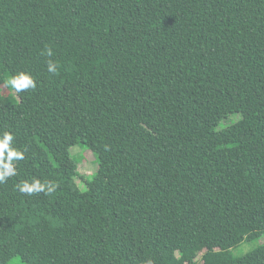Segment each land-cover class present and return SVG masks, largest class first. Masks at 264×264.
<instances>
[{"label": "trees", "instance_id": "obj_1", "mask_svg": "<svg viewBox=\"0 0 264 264\" xmlns=\"http://www.w3.org/2000/svg\"><path fill=\"white\" fill-rule=\"evenodd\" d=\"M19 72L36 87L11 102ZM4 132L24 159L0 184V264H132L127 229L149 264L264 238V0H0ZM33 179L55 190L15 189ZM208 264H264V242Z\"/></svg>", "mask_w": 264, "mask_h": 264}, {"label": "rangeland", "instance_id": "obj_2", "mask_svg": "<svg viewBox=\"0 0 264 264\" xmlns=\"http://www.w3.org/2000/svg\"><path fill=\"white\" fill-rule=\"evenodd\" d=\"M9 79L7 76L4 77L5 81ZM3 94L7 95L10 101H13L11 96V92L9 91V87L5 86V89L2 90ZM226 122H222L220 126L224 125ZM71 155L74 157L78 171L83 176L92 175L97 168L95 157L93 154L87 150L83 149L80 145H76L70 149ZM75 184V183H74ZM71 189H73L81 202L90 205L91 207H95V200L92 196H90L86 192V187L83 183H79L78 185H70ZM247 216H252L250 212L247 213ZM261 229L259 227L255 228V230ZM264 235V234H263ZM246 238L241 239L237 244L228 245L223 244L221 248L215 250L212 254L209 253H201L198 255L190 264H208L213 260H221L225 258L227 252H231L234 256H242L246 253L253 250L257 245L264 242V238L260 240L246 241ZM124 251L127 257L130 259L132 264H149L148 258L144 256V254H140L137 250L136 244L138 240L137 234L131 229H127L125 231L124 240ZM126 243V246H125ZM173 256L176 258L175 264H188V258L181 255L180 252H174ZM8 264H22L18 257H14Z\"/></svg>", "mask_w": 264, "mask_h": 264}, {"label": "clouds", "instance_id": "obj_3", "mask_svg": "<svg viewBox=\"0 0 264 264\" xmlns=\"http://www.w3.org/2000/svg\"><path fill=\"white\" fill-rule=\"evenodd\" d=\"M47 56L53 55L52 50L46 49ZM57 70L56 64L51 60L48 61L47 71L55 73ZM5 86L11 88L16 93L26 92L29 89H35L36 81L34 78L25 72H19L5 81ZM14 136L9 132H4L0 135V184L5 183L10 177L17 174L15 163L24 159V152L13 146ZM15 189L22 194L31 196L44 192L50 194L55 190V186L45 182L41 183L38 179H33L31 182L24 180L15 185Z\"/></svg>", "mask_w": 264, "mask_h": 264}]
</instances>
